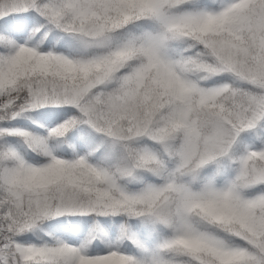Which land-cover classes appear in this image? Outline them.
I'll return each mask as SVG.
<instances>
[{
    "label": "snow or ice",
    "instance_id": "6c2138e0",
    "mask_svg": "<svg viewBox=\"0 0 264 264\" xmlns=\"http://www.w3.org/2000/svg\"><path fill=\"white\" fill-rule=\"evenodd\" d=\"M0 264H264V0H0Z\"/></svg>",
    "mask_w": 264,
    "mask_h": 264
}]
</instances>
